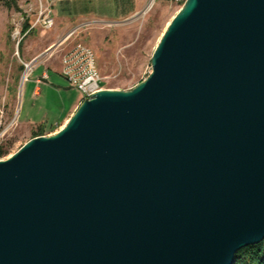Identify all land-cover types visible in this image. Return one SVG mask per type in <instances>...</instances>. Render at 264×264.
I'll use <instances>...</instances> for the list:
<instances>
[{
	"label": "water",
	"instance_id": "obj_1",
	"mask_svg": "<svg viewBox=\"0 0 264 264\" xmlns=\"http://www.w3.org/2000/svg\"><path fill=\"white\" fill-rule=\"evenodd\" d=\"M150 66L0 160V264H235L264 241V0H185Z\"/></svg>",
	"mask_w": 264,
	"mask_h": 264
},
{
	"label": "rangeland",
	"instance_id": "obj_2",
	"mask_svg": "<svg viewBox=\"0 0 264 264\" xmlns=\"http://www.w3.org/2000/svg\"><path fill=\"white\" fill-rule=\"evenodd\" d=\"M6 1L0 0V149L6 152L0 160L64 126L55 124L68 108L58 88L69 83L53 63L61 72L64 55L81 45L92 51L103 89L129 91L150 74L153 52L185 2L154 0L148 7L151 0H14L8 8ZM48 12L52 28L38 24L23 35L26 25ZM31 62V69L38 66L23 82L19 97L24 64L29 68ZM44 71L49 80L34 97V81Z\"/></svg>",
	"mask_w": 264,
	"mask_h": 264
},
{
	"label": "built area",
	"instance_id": "obj_3",
	"mask_svg": "<svg viewBox=\"0 0 264 264\" xmlns=\"http://www.w3.org/2000/svg\"><path fill=\"white\" fill-rule=\"evenodd\" d=\"M176 1L182 3L184 0ZM38 24L45 29L52 28L54 26V21L50 16V12L40 14L37 23L32 24L28 30H32ZM62 64L63 68L60 74L68 81L71 87L80 92L83 100L89 99L95 93L103 90L102 83L104 78L99 74L96 68L95 58L90 49L78 45L73 51L64 55ZM24 67L25 71L23 74L27 72L28 74L22 82L28 80L30 75L29 72L31 71L27 67V64H24ZM43 79H47V76L44 75Z\"/></svg>",
	"mask_w": 264,
	"mask_h": 264
},
{
	"label": "crops",
	"instance_id": "obj_4",
	"mask_svg": "<svg viewBox=\"0 0 264 264\" xmlns=\"http://www.w3.org/2000/svg\"><path fill=\"white\" fill-rule=\"evenodd\" d=\"M33 63L34 62H31L29 64H33ZM57 66L58 65H56L55 63H53V65H52V67L55 69L57 74L62 77V75L60 74V67L58 68ZM35 68L31 69L30 76L32 75V73H33ZM44 75L47 76V79H43ZM62 78L65 81H67L64 77H62ZM47 80H49V75L47 74L46 71H44L42 73L41 77L34 81L35 86L33 88L31 87L32 88V96H34V97H39L40 96V87L39 86L42 85L43 83L47 82ZM22 85H23V82H22V84L20 83V95H21V86ZM69 85L70 84H68L66 87H63V86L60 87L59 86V88H58V94L66 96L65 100H66V102L68 104V108L65 111L66 113L62 114V116L60 118L58 117V121L55 122L56 125L57 124H62V123L65 124L68 121V119L71 117V115L75 112V110L77 109V107L80 105V103L82 101L80 92L77 89L71 87V85L70 86Z\"/></svg>",
	"mask_w": 264,
	"mask_h": 264
},
{
	"label": "trees",
	"instance_id": "obj_5",
	"mask_svg": "<svg viewBox=\"0 0 264 264\" xmlns=\"http://www.w3.org/2000/svg\"><path fill=\"white\" fill-rule=\"evenodd\" d=\"M14 0H7L5 5L10 8L13 4ZM32 25V24H31ZM31 25H26L22 32L25 35L30 28ZM5 153L2 149H0V157L5 156ZM235 264H264V241L253 246H249L243 250H241L236 255V263Z\"/></svg>",
	"mask_w": 264,
	"mask_h": 264
},
{
	"label": "bare ground",
	"instance_id": "obj_6",
	"mask_svg": "<svg viewBox=\"0 0 264 264\" xmlns=\"http://www.w3.org/2000/svg\"><path fill=\"white\" fill-rule=\"evenodd\" d=\"M154 2V0H151V2H150V4H149V6L148 7H150L151 5H152V3ZM147 7V8H148ZM30 66H31V64H29ZM27 67H28V64H27ZM29 69L31 70V68L29 67ZM27 74H28V72L26 73V75H24L23 74V76H22V79H21V83H22V80L24 81V79H25V76H27ZM19 97H20V93H19Z\"/></svg>",
	"mask_w": 264,
	"mask_h": 264
}]
</instances>
